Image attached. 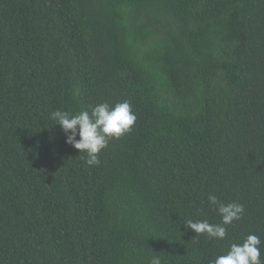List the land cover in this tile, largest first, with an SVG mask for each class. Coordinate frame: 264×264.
I'll return each instance as SVG.
<instances>
[{
    "label": "trees",
    "instance_id": "1",
    "mask_svg": "<svg viewBox=\"0 0 264 264\" xmlns=\"http://www.w3.org/2000/svg\"><path fill=\"white\" fill-rule=\"evenodd\" d=\"M123 101L93 166L50 118ZM209 195L244 205L223 239L184 223H221ZM249 234L264 260V0H0V264H210Z\"/></svg>",
    "mask_w": 264,
    "mask_h": 264
},
{
    "label": "clouds",
    "instance_id": "2",
    "mask_svg": "<svg viewBox=\"0 0 264 264\" xmlns=\"http://www.w3.org/2000/svg\"><path fill=\"white\" fill-rule=\"evenodd\" d=\"M74 94H78V90ZM50 118L61 127L66 144L80 153H86V163L89 166L98 164V154L107 147L109 140L119 139L129 133L137 119L129 101L113 105L107 102L98 103L90 110L82 109L76 114L55 110ZM208 201L210 205L215 206L221 223L210 224L207 220H187L184 223L197 235L206 234L210 238L223 239L226 236L224 225L242 219L244 205L239 202L222 203L215 195H209ZM260 245V237L249 234L242 243L232 244L226 254L216 257L210 264H264ZM149 264H162L161 258L154 255Z\"/></svg>",
    "mask_w": 264,
    "mask_h": 264
}]
</instances>
